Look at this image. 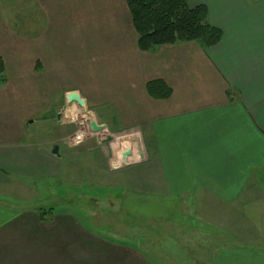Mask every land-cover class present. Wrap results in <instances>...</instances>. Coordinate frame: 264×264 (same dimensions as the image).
<instances>
[{
    "label": "crops",
    "instance_id": "1",
    "mask_svg": "<svg viewBox=\"0 0 264 264\" xmlns=\"http://www.w3.org/2000/svg\"><path fill=\"white\" fill-rule=\"evenodd\" d=\"M188 1L190 9H207L222 32L218 45L143 52L127 0H13L33 24L28 32L9 30L0 16V35L10 37L0 47L9 78L0 84V188L9 178L26 191L62 174L74 181L83 173L84 148H92L85 156L92 180L76 183H117L140 196L195 205L196 219L219 225L232 240L206 264H264V0ZM22 58L29 64L17 63ZM158 80L171 89L169 98L149 96L148 83ZM72 92L84 107L68 103ZM52 108L64 132L45 141L30 127L45 123L41 115ZM92 120L101 131L64 143L89 132ZM57 144L60 155L53 154ZM4 205L0 264H198L169 250L151 261L139 239H113L71 215L45 222L24 205L20 213Z\"/></svg>",
    "mask_w": 264,
    "mask_h": 264
},
{
    "label": "rangeland",
    "instance_id": "2",
    "mask_svg": "<svg viewBox=\"0 0 264 264\" xmlns=\"http://www.w3.org/2000/svg\"><path fill=\"white\" fill-rule=\"evenodd\" d=\"M25 11L14 7L13 0H0V16L7 23L9 30L13 29V27L18 32L19 30L26 31L29 29L28 23L33 24V22L28 17L29 13ZM1 22L3 23V21ZM34 26H36V19ZM9 38L5 39L4 35H0V47L8 46ZM5 41L7 42L2 44ZM2 60L5 64V60L3 58ZM22 60L26 65L27 63L29 64L24 58L17 61V63ZM32 62L29 67L36 66V69H39L42 66L36 62L32 65ZM13 64H16V62H13ZM8 79L1 80L0 84H5ZM13 79L12 81L16 82ZM57 116L55 108L46 111V113L43 112L41 117L46 118V122L32 125L30 131L39 133L40 136L44 137L45 141L52 140L54 136L61 137L64 130L57 127ZM40 120L42 121L43 119ZM85 125L89 132L85 131L83 135H77L81 134V132L76 131L63 142L69 144L72 141V137L78 136L81 139H73L72 143H83L86 136L88 137V135L93 133L89 128L88 122ZM112 142L114 141L109 139L103 141L108 146H113L114 143ZM55 146H60V144L53 147ZM86 146L91 145L87 143ZM91 149L84 148L83 155L90 157L92 154ZM85 156L83 158L86 160L80 166L83 173L79 177H74L75 180L71 182L64 179V174H62L57 179L46 178V180H42L41 183L43 185L38 183V189L28 188L26 191L23 186L17 188L18 184L9 178L3 187L0 188V202L4 201L7 212L20 213L16 211L20 206L24 205L22 209H30V212H33L45 222H51L53 217L57 215H71L80 226L108 229L111 234L114 233L111 237L113 239H123L125 241L139 239L147 244L148 249L144 245L141 252L145 253L146 257L151 261L157 260L156 255L158 253L166 255L167 253L165 252L169 250V255L172 257L182 256L183 261L190 263L192 260H197L198 264H206L219 244L232 242L219 225L208 224L203 220L196 219L197 206L195 205H186L180 200H164L157 197L140 196L137 193L123 190L117 183L100 187H96L90 182H86V180L82 185L76 183L75 181L77 180L78 182L82 176L84 179L92 180L91 173H94V171H89L91 176L87 171V169H93L89 165L91 158L88 160L89 158L87 159ZM66 167L64 162L61 167L62 172L65 171ZM73 167L76 168V165ZM108 171H110L109 167ZM105 179V182L111 181L108 178ZM88 191H93L95 195L99 193L97 195L98 198L94 195L91 198V195H88ZM21 214L23 213L21 212ZM152 248H154L155 252ZM181 250L185 251L182 252Z\"/></svg>",
    "mask_w": 264,
    "mask_h": 264
},
{
    "label": "trees",
    "instance_id": "3",
    "mask_svg": "<svg viewBox=\"0 0 264 264\" xmlns=\"http://www.w3.org/2000/svg\"><path fill=\"white\" fill-rule=\"evenodd\" d=\"M138 47L143 52L178 43L196 42L205 48L218 45L222 32L209 22L204 6L190 9L188 0H127ZM5 64L0 57V81L5 80ZM147 92L153 99H167L172 91L163 81L148 83Z\"/></svg>",
    "mask_w": 264,
    "mask_h": 264
},
{
    "label": "water",
    "instance_id": "4",
    "mask_svg": "<svg viewBox=\"0 0 264 264\" xmlns=\"http://www.w3.org/2000/svg\"><path fill=\"white\" fill-rule=\"evenodd\" d=\"M67 101H68V103H73V102H74V103H77V104H78L79 106H81V107H84V106H85V101H84V100L79 96V94L76 93V92L69 93V94L67 95ZM57 118H58V119L61 118V113L58 114ZM89 128H90V130H91L93 133H96V132H99V131L102 130V127L99 126V125H97V123H96L94 120H92V121L89 123ZM53 154L59 155V147H58V146H55V147L53 148ZM127 155H130V153L127 152V153H125V154L123 155V159H124L126 162H127V160H126Z\"/></svg>",
    "mask_w": 264,
    "mask_h": 264
}]
</instances>
